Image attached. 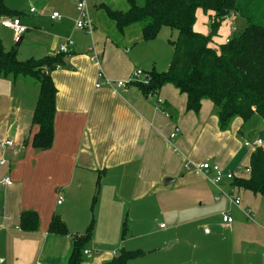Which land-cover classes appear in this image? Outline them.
<instances>
[{"label": "crops", "instance_id": "obj_1", "mask_svg": "<svg viewBox=\"0 0 264 264\" xmlns=\"http://www.w3.org/2000/svg\"><path fill=\"white\" fill-rule=\"evenodd\" d=\"M62 2L63 10L67 4L73 9L63 12L71 15L74 25L55 37L70 38L73 45L64 57V65L51 74L57 96L54 141L49 149L32 144L38 131L32 125L38 83L29 76L0 75V140L14 142V146L0 148V160H4L0 181L6 176L12 180L11 185L0 183V254H7L0 264H66L73 247L71 234H81L91 222L85 210L92 205L97 181L95 202L99 203L100 214L96 222L115 248L120 246L117 236L125 208L131 205L127 211L131 215L129 224L137 227L141 236L150 230L152 220L158 221L163 215L187 217L189 223L198 224L195 230L205 228L211 232L213 217L205 207L214 202L217 186L186 165L216 160V153L189 143L190 128L183 114L193 115L199 136L217 131L213 103L203 100L200 111L195 113L186 110V95L172 84L150 95L134 83L121 89L104 85L105 79L128 80L137 68L145 72L157 70V37L144 40L138 23L122 32L117 29L104 6L126 11L127 0H102L99 6L98 0H87L94 24L91 32L76 26L79 12L72 0ZM53 48L52 55L59 53V46ZM96 55L98 60L94 59ZM98 81L100 87L96 86ZM242 123L238 117L234 127L239 133L225 137L223 147L230 154L239 152L245 139L256 138L240 130ZM59 191L64 195L61 204L57 203ZM230 193L235 195L234 190ZM238 205L241 212L234 213L238 212L239 220L231 224L224 222L225 212H221L220 226L225 235L215 239L216 252L223 248L236 255L241 253L238 250L252 246L250 252L257 249L264 258V229L255 220L259 215L251 201L242 205L240 200ZM71 209L77 212L73 227ZM25 210L38 213L37 230L20 229V215ZM55 214L65 221L70 235L49 231ZM153 214L158 215L152 217ZM246 233L251 240H245ZM99 244L97 238L91 240L90 259L81 264H108L114 252L118 254V249L99 250ZM122 248L131 250L126 239ZM209 249L213 251L211 246Z\"/></svg>", "mask_w": 264, "mask_h": 264}, {"label": "trees", "instance_id": "obj_2", "mask_svg": "<svg viewBox=\"0 0 264 264\" xmlns=\"http://www.w3.org/2000/svg\"><path fill=\"white\" fill-rule=\"evenodd\" d=\"M129 9H104L116 23L119 31L138 23L144 40H153L163 26L176 29L178 37L170 41L173 50L169 67L165 71L147 72L148 83L134 84L146 95L157 94L166 84L175 86L186 95V110L198 113L203 100H209L217 110L220 127L225 129L233 117H239L243 126L254 116L264 119V0H127ZM212 12L211 33L203 35L193 30L197 9ZM234 14L246 22L244 29L228 42L212 46L213 37L223 19ZM5 0H0V19L17 17ZM5 50L0 45V75L29 76L39 85L37 102L33 111L32 125L38 127L32 144L38 149H49L54 141L57 88L52 72L64 65L68 53H56L42 58L20 60L17 46ZM171 136V135H170ZM247 177L233 178L234 184L264 196V147H255L250 154ZM99 181L93 196L95 203ZM19 227L32 232L39 227V215L25 210L20 215ZM94 219L84 233L71 234L72 252L66 264H81L89 254ZM49 231L70 235L62 217L53 215ZM90 250V249H89ZM140 256V252L122 248L108 264H127Z\"/></svg>", "mask_w": 264, "mask_h": 264}, {"label": "rangeland", "instance_id": "obj_3", "mask_svg": "<svg viewBox=\"0 0 264 264\" xmlns=\"http://www.w3.org/2000/svg\"><path fill=\"white\" fill-rule=\"evenodd\" d=\"M5 2L11 11H15L18 14L17 17H19L22 25L26 27V31L22 35V42L17 46V57L20 60H27L30 58L39 59L46 55H52L54 51L53 47L60 46V44L64 42L63 37L60 36L56 38L55 36L61 35L62 32L72 28L74 25L71 15L64 14L63 12L65 9L67 12L73 11V9L67 4V6H65L66 8L63 10V6L61 7L63 2L61 3V0H5ZM100 2L101 1L97 2L98 6L102 3ZM75 3V0H72V5L75 6ZM30 9H34V12H31ZM53 11L60 14L61 17L59 20L56 21L51 19ZM210 14L212 15L213 13H206L200 8L197 9L193 30L203 35H209L211 33L212 20ZM245 26L246 22L244 19L234 14L227 16L221 21L217 35L213 37L212 46L217 47L218 44L224 43L226 39L235 37ZM177 37L178 32L176 29H172L168 26H163L161 28L155 40V42H159L157 46L158 63H160L157 65V70L165 71L168 69L173 49L170 41L176 40ZM0 45L8 51L16 47L14 32L1 25ZM140 79H143V76H141ZM208 102L210 101L208 100ZM215 114L216 117H218L217 110H215ZM183 115L187 116L185 123L187 128H190L189 135L191 142L189 140V143L197 149L200 148L203 150V148H206L211 152L213 149L216 153V155L213 154L216 160L212 158L208 160L209 162L217 164L224 174H232L234 179L248 176V173L245 171L246 168H248L249 156L253 148L245 146L244 141H242L239 148L240 151L230 154V151L223 147L225 137L239 133L236 127H234L235 120H237L238 117H233L225 129L220 127L218 121L217 131L212 132L211 130L199 136L197 134L198 129H196V125L194 124L195 119L193 115ZM243 132L249 137H256L264 142V119L258 115L254 116L243 126ZM177 149L180 150V148ZM203 155H205V153H203ZM233 178L227 180V182L224 179L220 187H216L217 191L214 202L212 204L208 203L207 207H205V212L207 214L211 212L213 217L211 225L213 228L211 232H207L205 228L199 229L198 231L195 230L198 224L189 223L187 217L176 219L173 218V216L159 215L160 219L158 221L152 220L150 223V230L141 236L139 235L140 230L136 231L138 228L129 224V217H131V215H127V211L131 208V205L125 208L126 213L123 216L122 225L117 236L118 241H120V246H118L119 248H115L113 242L110 243L108 239H106V233L103 231L102 226L97 225L96 221L98 214H100V206L98 202H95L93 206L90 205V207L85 210L87 215L90 216V221L94 219L91 240L97 238L100 241L99 250L103 249L112 252V250L118 249L119 252L122 249V243L126 239L131 250L140 252V256L131 258L128 260L127 264H264V258L260 255L261 251L256 249L254 252H250L252 246L245 247L243 250H238V252L241 253L236 255L233 253L231 254V252L227 253L223 248L219 250L220 252H216L215 245L217 241L215 239L218 238L220 240L225 235L220 226L222 221L221 212H229L233 220H239L237 215L238 212L234 213V211L239 210L237 209L239 205L232 203L227 197V194H230L232 190H234L236 197L239 196L242 205H245L247 201L253 203L252 206L261 219L255 216V220L264 229V196L259 193H254L251 190L238 187L234 184ZM70 212V221L73 227L76 223L77 212L74 209H71ZM156 215L158 214H153L152 217ZM126 216H128V218H126ZM171 222H174V224L171 225ZM90 223L91 222H89L88 225ZM216 235L218 236L216 237ZM243 237L245 240L252 239L250 234L247 233L244 234ZM209 246L212 247L213 251L209 249ZM229 254L230 256H227ZM5 256H7V254H0V259ZM89 259L90 258H87V260ZM29 260L27 262H29Z\"/></svg>", "mask_w": 264, "mask_h": 264}, {"label": "built area", "instance_id": "obj_4", "mask_svg": "<svg viewBox=\"0 0 264 264\" xmlns=\"http://www.w3.org/2000/svg\"><path fill=\"white\" fill-rule=\"evenodd\" d=\"M76 1V6L78 8V19L76 22V26L80 29H83L87 32H91L93 31L94 28V24L92 21V18L89 14V11L87 9V0H75ZM98 1H102V0H98ZM31 11H34V9H31ZM60 14H58L57 12H54L52 14V18L53 19H60ZM0 23L2 26L12 29L15 35V41L19 40V38L22 36V34L26 31V27L24 25H22L20 19L18 17H11V18H3L0 20ZM229 39H226V42H228ZM73 45V41L70 38H66L64 40V42H62L59 46V50L58 52L60 53H68L71 51V47ZM100 57L98 55L94 56L95 60H98ZM100 76H103L102 73L100 72ZM141 76H143V79H140ZM144 82V83H148L149 79L147 77V73L144 72L141 69H137L134 70L130 76V78L126 81L124 80H118V81H114V80H110V79H105L104 81V85H108L111 86L113 88H117V89H121V88H125L127 87L129 84L131 83H135V82ZM97 87L101 86V83L98 81L96 83ZM174 137V134H171V138ZM244 145L247 147H252L253 149L255 147H259L262 146L264 147V142L261 139L255 138V139H245L244 140ZM6 146H14V142L10 139L7 140H0V148H4ZM4 163V160H0V165ZM187 169L192 168V170L196 173V174H200L203 175L204 177H206L213 185L220 187L222 181L227 178V179H232L233 175L228 173V174H224V172L221 170V168L217 165V164H213L209 161H205L202 162L200 164H192V166L189 165V163L186 165ZM247 173H249V169L246 168ZM0 183L2 185H11L12 184V180L6 176L4 177ZM228 199L234 203V204H240V198L236 197L235 195H233L232 193L227 194ZM64 200V195L62 193V191H59L58 193V200L57 203L61 204ZM247 216L250 217V213L247 212ZM223 220L224 222L231 224L233 222V218L230 215L229 212H225L223 214ZM91 250L86 249L85 250V254H90ZM116 252H114L115 254Z\"/></svg>", "mask_w": 264, "mask_h": 264}]
</instances>
